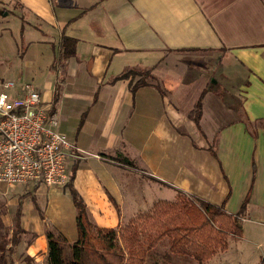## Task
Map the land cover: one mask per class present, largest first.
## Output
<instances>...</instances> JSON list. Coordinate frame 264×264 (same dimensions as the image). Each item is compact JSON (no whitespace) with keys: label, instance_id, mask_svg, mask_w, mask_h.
<instances>
[{"label":"crops","instance_id":"0c3cea01","mask_svg":"<svg viewBox=\"0 0 264 264\" xmlns=\"http://www.w3.org/2000/svg\"><path fill=\"white\" fill-rule=\"evenodd\" d=\"M62 35L76 40L63 62ZM131 69L151 75L134 92L119 78ZM10 79L17 91L35 86L49 125L77 148L68 191L17 184L29 189L20 199L23 264H46L48 216L76 240L69 185L94 225L116 229L178 191L224 201L229 214L247 198L240 239L264 264V0H0V83ZM116 155L137 170L104 157Z\"/></svg>","mask_w":264,"mask_h":264},{"label":"trees","instance_id":"16d2710c","mask_svg":"<svg viewBox=\"0 0 264 264\" xmlns=\"http://www.w3.org/2000/svg\"><path fill=\"white\" fill-rule=\"evenodd\" d=\"M62 62L74 55L76 40L62 35ZM138 76V78H135ZM149 70L131 69L119 78H129L132 92L145 85ZM208 88L199 94L193 111V121L199 127L201 100ZM107 160L133 170L136 164L119 155L104 156ZM76 210V240L68 243L61 234L48 231L46 264H145L146 255L163 238L169 239V254H181L204 264L218 251L228 247V238L242 237V221L246 216L245 198L236 213L225 210V202L214 204L196 196H186L178 191L173 200H158L146 214H137L120 229L99 227L88 218L85 205L76 190L69 185ZM20 206L18 204L15 228L10 238L0 240V264L8 263L21 233Z\"/></svg>","mask_w":264,"mask_h":264},{"label":"built area","instance_id":"2783aa9c","mask_svg":"<svg viewBox=\"0 0 264 264\" xmlns=\"http://www.w3.org/2000/svg\"><path fill=\"white\" fill-rule=\"evenodd\" d=\"M50 105L31 82L17 91L15 81L0 83V182H29L63 188L70 181L67 160L77 149L49 125Z\"/></svg>","mask_w":264,"mask_h":264},{"label":"rangeland","instance_id":"374dc122","mask_svg":"<svg viewBox=\"0 0 264 264\" xmlns=\"http://www.w3.org/2000/svg\"><path fill=\"white\" fill-rule=\"evenodd\" d=\"M7 77L17 78V72L15 74L12 73L11 75L8 73ZM135 78H138V76ZM26 184L29 183H24L23 185ZM64 190L68 191V186ZM45 191L46 190L44 188L37 196L39 199L38 212L43 216V218L46 215L45 210H48V213L50 211V209L46 208V204H44V200L48 201L49 198V195L45 194ZM25 192H29V189L26 187L18 189L17 185L8 186L4 183H0V240L2 238H10L12 235V231L15 228V220L17 218L18 204L20 203L21 195ZM54 203L55 202L50 204V207H57V204ZM58 203L62 207L66 208L63 198L58 200ZM151 208L140 213L146 214L151 211ZM48 220L43 223L45 235L48 231H51L54 234H59L60 232L58 226L53 223V219H49L48 216ZM126 224L127 222H125L121 227L123 228ZM39 230H42V225ZM26 237L34 239L36 235L33 231H30L27 233ZM67 241L70 243L69 240ZM169 242V239L166 237L160 240L146 255L145 264H199L191 257L175 253L169 254ZM228 242V248L224 251H218L212 259H210L209 264H256L260 261L261 253L257 250L255 251V249L249 245V243L244 241V239L236 240L229 237ZM13 249L14 251L8 254L9 258L7 264H23V261L27 262L30 260V257H25L26 248L23 243L20 245L17 244L13 247Z\"/></svg>","mask_w":264,"mask_h":264}]
</instances>
